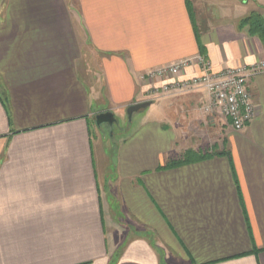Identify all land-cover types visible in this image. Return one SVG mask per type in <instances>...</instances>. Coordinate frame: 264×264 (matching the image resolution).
<instances>
[{
	"label": "crops",
	"instance_id": "obj_1",
	"mask_svg": "<svg viewBox=\"0 0 264 264\" xmlns=\"http://www.w3.org/2000/svg\"><path fill=\"white\" fill-rule=\"evenodd\" d=\"M253 16L264 0H0V264H264V71L240 132L198 89L151 102L119 142L96 121L149 102L150 71L264 62ZM127 228L142 236L117 259Z\"/></svg>",
	"mask_w": 264,
	"mask_h": 264
},
{
	"label": "built area",
	"instance_id": "obj_2",
	"mask_svg": "<svg viewBox=\"0 0 264 264\" xmlns=\"http://www.w3.org/2000/svg\"><path fill=\"white\" fill-rule=\"evenodd\" d=\"M194 66L200 70L199 75L185 80L184 72ZM263 71L264 62H260L251 66L242 64L214 72L208 60L199 56L150 71L143 79L150 81L153 94L203 88L209 96L206 111L221 116L234 131L240 132L257 114V106L249 90V82Z\"/></svg>",
	"mask_w": 264,
	"mask_h": 264
},
{
	"label": "rangeland",
	"instance_id": "obj_3",
	"mask_svg": "<svg viewBox=\"0 0 264 264\" xmlns=\"http://www.w3.org/2000/svg\"><path fill=\"white\" fill-rule=\"evenodd\" d=\"M204 3V2H203ZM203 8L206 10L205 6L203 5ZM202 8V9H203ZM150 82V81H149ZM156 82V81H155ZM158 82V81H157ZM155 85V84H153ZM158 86V84H157ZM195 89H198V90H203V88H192V89H189V90H195ZM189 90H186V91H189ZM152 88H149L146 93H145V100H150L152 101L153 103H157L158 101H160L161 98H163L165 95L167 94H164L163 92H160V93H155L153 94L152 92ZM205 91V90H203ZM152 92V93H151ZM206 92V91H205ZM172 93V92H170ZM207 93V92H206ZM156 95V96H155ZM208 95V94H207ZM209 97V96H208ZM154 99V100H153ZM209 105V104H208ZM208 107V106H207ZM206 107V109H207ZM207 112V111H205ZM209 113V112H207ZM143 114V113H142ZM212 114V113H210ZM257 114H258V108H257ZM257 114L255 116V118L257 117ZM141 116V113H137L135 114V117L130 121L128 119V116H126V118H120V116H118L119 119H117V121L113 124V125H109V124H102L101 125V130L102 132L104 133L105 136H113L114 140L119 142L121 139H125L128 135V130L130 129L131 126H133V124H136V120L137 118ZM213 116L215 117H219L218 115L214 114ZM254 118V119H255ZM253 119V120H254ZM135 122V123H134ZM253 122V121H252ZM208 126H210V124L207 123ZM132 128V127H131ZM211 128H206L205 130L207 135L208 136V140H211L210 144L214 142V140H218V138H221V136H216L215 132L210 130ZM205 136V135H204ZM206 137V136H205ZM205 146V144H204ZM119 229V226H117V230ZM123 233L127 232V234L125 235V239L124 240H119L118 239V236H121V234H118L117 235V238L111 240L112 243H115V246H117V249L115 251L116 254V258L118 259V256L120 253H123L124 251V244L126 243L129 244L131 241H134L135 238L139 239L140 236H142L141 234H139L138 232H136L135 230H131L130 228H127L125 230H121ZM118 232V231H117ZM151 240V238H149ZM152 241V244L155 246V244L157 243V240H151ZM167 250H162L161 249V253H162V256L160 254V259H161V263L162 264H185L183 263L182 261V258L177 256V254L173 253L171 250H170V253H169V256L166 253ZM116 259V260H117ZM114 260V262L116 261ZM186 264H188L186 262Z\"/></svg>",
	"mask_w": 264,
	"mask_h": 264
},
{
	"label": "water",
	"instance_id": "obj_4",
	"mask_svg": "<svg viewBox=\"0 0 264 264\" xmlns=\"http://www.w3.org/2000/svg\"><path fill=\"white\" fill-rule=\"evenodd\" d=\"M151 104H152L151 102H142V103H137V104L130 106L127 109V115H128L129 120L130 121L132 120L133 115L135 113L139 112L140 110L146 109ZM96 121H97V125L101 126L102 124H106V123L109 125H113L117 120L112 113L107 112V113L99 114L96 118Z\"/></svg>",
	"mask_w": 264,
	"mask_h": 264
},
{
	"label": "trees",
	"instance_id": "obj_5",
	"mask_svg": "<svg viewBox=\"0 0 264 264\" xmlns=\"http://www.w3.org/2000/svg\"><path fill=\"white\" fill-rule=\"evenodd\" d=\"M248 22L251 25H253L256 28V30L257 29L258 30H261L264 33V24L260 21V18L259 17L253 16L251 18L246 19L244 23H248ZM191 156H192V153H190V152L189 153H186L185 154V157L183 158V160L173 163L174 166L181 165V164H186V163H189V162L193 161L191 159ZM204 158H205V156H200L198 159H204Z\"/></svg>",
	"mask_w": 264,
	"mask_h": 264
}]
</instances>
